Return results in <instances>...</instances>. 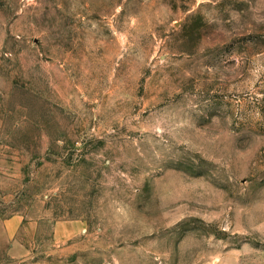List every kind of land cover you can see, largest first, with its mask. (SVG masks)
<instances>
[{
    "label": "rangeland",
    "instance_id": "1",
    "mask_svg": "<svg viewBox=\"0 0 264 264\" xmlns=\"http://www.w3.org/2000/svg\"><path fill=\"white\" fill-rule=\"evenodd\" d=\"M12 216L0 264H264V0H0Z\"/></svg>",
    "mask_w": 264,
    "mask_h": 264
},
{
    "label": "crops",
    "instance_id": "2",
    "mask_svg": "<svg viewBox=\"0 0 264 264\" xmlns=\"http://www.w3.org/2000/svg\"><path fill=\"white\" fill-rule=\"evenodd\" d=\"M35 224L23 223L19 216H12L0 221V237L6 240L5 245L11 256L21 257L27 251L24 241L27 240L28 235L33 236L36 229Z\"/></svg>",
    "mask_w": 264,
    "mask_h": 264
}]
</instances>
